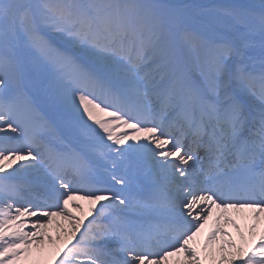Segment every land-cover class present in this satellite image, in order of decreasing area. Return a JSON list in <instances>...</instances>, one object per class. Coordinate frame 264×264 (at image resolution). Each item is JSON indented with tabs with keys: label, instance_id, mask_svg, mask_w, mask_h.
I'll return each mask as SVG.
<instances>
[{
	"label": "snow or ice",
	"instance_id": "obj_1",
	"mask_svg": "<svg viewBox=\"0 0 264 264\" xmlns=\"http://www.w3.org/2000/svg\"><path fill=\"white\" fill-rule=\"evenodd\" d=\"M0 264H264V0H0Z\"/></svg>",
	"mask_w": 264,
	"mask_h": 264
},
{
	"label": "bare ground",
	"instance_id": "obj_2",
	"mask_svg": "<svg viewBox=\"0 0 264 264\" xmlns=\"http://www.w3.org/2000/svg\"><path fill=\"white\" fill-rule=\"evenodd\" d=\"M192 1H194V0H192ZM196 1H198V0H196ZM229 231H233L234 232V230L231 227H229Z\"/></svg>",
	"mask_w": 264,
	"mask_h": 264
},
{
	"label": "rangeland",
	"instance_id": "obj_3",
	"mask_svg": "<svg viewBox=\"0 0 264 264\" xmlns=\"http://www.w3.org/2000/svg\"><path fill=\"white\" fill-rule=\"evenodd\" d=\"M192 2H198V1L194 0V1H192Z\"/></svg>",
	"mask_w": 264,
	"mask_h": 264
}]
</instances>
